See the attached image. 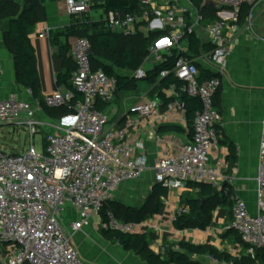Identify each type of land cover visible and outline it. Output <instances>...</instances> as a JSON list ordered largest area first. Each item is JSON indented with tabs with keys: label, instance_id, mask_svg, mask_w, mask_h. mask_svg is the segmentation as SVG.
Wrapping results in <instances>:
<instances>
[{
	"label": "built area",
	"instance_id": "built-area-1",
	"mask_svg": "<svg viewBox=\"0 0 264 264\" xmlns=\"http://www.w3.org/2000/svg\"><path fill=\"white\" fill-rule=\"evenodd\" d=\"M138 2L140 8L133 12H108L105 30L124 36L162 32L164 35L150 47V53L159 64L165 61V54L170 55L176 49L173 72L181 82L171 84L176 99L168 108L184 112L182 95L198 97L202 104L193 123V140L158 157L152 167L155 181L168 190H180L188 183L208 184L221 190L227 180L224 172L227 163L224 158L211 159L222 136V114L215 98L233 49L230 32L244 27L251 37L264 41L254 28V11L257 7L264 11V0H203L190 18V9L180 0ZM209 3L228 9L229 17L218 13L220 19L207 25L211 49L197 57L189 54L183 40L196 32L205 19L203 7ZM91 4L92 0H65V10L70 15H83L90 11ZM244 6L251 9L245 23L240 25ZM51 33L52 28L44 24L39 36L49 38ZM90 48V41L83 37L76 39L71 50L76 63L72 84L83 94V100L72 103L73 92L59 89L44 98L47 107H67L71 111L66 117L70 118L68 122L40 119L41 106L36 99H22L16 92L0 96V126H26L30 134L29 146L24 151L7 153L0 146V264H87L72 236L85 230L91 219L100 214L104 203L115 199L122 183L139 179L149 168L144 140L135 143L128 140L129 127L136 120L128 117L126 127L115 128L109 126L108 114L98 108L99 101L107 105L114 101L118 83L115 76L93 70ZM199 58L212 65L214 77L199 80ZM168 73L161 72V77ZM2 74L0 58V77ZM145 75L142 69L136 72L137 78ZM26 92L33 97L31 89ZM161 105V98L155 95L151 101L133 106L131 112L139 117L155 116ZM38 133H44L39 149L35 141ZM262 138L257 211L251 212L243 198L234 196L233 221L220 230L223 233L234 229L248 247L244 250L240 243L226 241L219 250L231 259L209 255L206 256L209 264H235L243 255L255 259L258 252L264 254V116ZM71 209L77 217L67 221ZM188 212V205L180 206L172 221ZM146 225V221H120L108 212L102 228L133 234L143 232Z\"/></svg>",
	"mask_w": 264,
	"mask_h": 264
},
{
	"label": "crops",
	"instance_id": "crops-1",
	"mask_svg": "<svg viewBox=\"0 0 264 264\" xmlns=\"http://www.w3.org/2000/svg\"><path fill=\"white\" fill-rule=\"evenodd\" d=\"M16 1L23 2L22 0ZM40 1L39 17L33 28H31L29 38L36 50V64L40 77L41 93L46 97L58 89L65 91L64 87H57L56 77L57 74L65 71L60 47L67 43H70L72 47L75 42L73 37L67 36L72 31L73 26L83 22L98 23L99 28L103 29L108 12L104 9L92 8V2L89 12L83 15H70L65 10V0ZM180 2L190 9L191 12L188 18L195 16L196 10L200 7L192 0H180ZM209 5L217 9L216 15L219 19L220 15L218 13H221L223 17H229L230 11L228 9H220L211 3ZM120 12L124 13L121 10ZM256 14L254 28L259 35L264 37L263 9L259 8ZM6 22L7 19H0V58L3 70L0 77V96L7 97L10 93L16 92L20 98L32 100L34 96L30 97L26 92L27 89L21 87L16 80L15 55L3 33L7 25ZM213 22L207 21L205 16V19L196 28L194 35L200 41V46L196 47L197 49L193 47L190 36L183 40V44L189 49V54L200 57L202 52L211 49L207 35V25ZM44 24L52 28L49 38L39 36ZM141 33L147 35L149 32ZM230 34L233 40V49L228 57L226 73L219 88V97L217 95L215 98V105L222 114V136L218 149L213 150L211 154V159L215 161L224 158L227 163L224 169L227 180L223 182V186L231 185L234 188L235 196L243 198L247 202L250 211L256 212L261 126L264 116V41L251 37L244 27H241L237 32H230ZM70 54L72 55V51H70ZM156 65H158V62L149 52L140 67L146 75L138 79H144L147 73L153 70ZM197 66L199 73L204 70L214 74L212 65L202 58L198 59ZM137 71L126 69L119 72L136 77ZM156 85L149 80H141L137 89L121 92L115 97L114 101L104 108L109 117V126L123 128L126 127L128 117L135 119V125L129 127L128 140L135 143L139 139H143L145 142L144 153L149 168L139 179L122 183L115 194V199L127 206L138 207L152 193L156 185L155 173L152 167L158 157L175 149L178 144L193 140V136L190 135L186 111L183 112L179 108L174 110L168 108V104L176 99L171 85L162 84L155 89ZM153 90L154 92L151 93ZM155 95H158L162 100V105L155 112V116L139 117L136 113L131 112L133 106L141 102H149ZM39 104L41 106V110L38 112L40 119L58 123L70 120V118H66L70 114L59 118L52 117L43 109L40 102ZM230 142L236 146L237 150V161L231 169L228 164L229 149L227 146ZM199 192V188H192L189 184L180 190H168V195L162 197V210L146 220V222L155 220L156 226L153 224V229L151 228L153 234H155L153 237L165 241L174 240L173 238L177 239L178 237V242L185 240L195 244L208 243L218 249L222 248L227 240L220 239L214 233V227L220 225L222 230L223 227L227 226L229 210L226 207H218L213 212V223L207 230L195 228L177 231L172 226V218L182 206L180 202L182 194L197 195ZM98 216L101 215L98 214L95 218ZM76 217L71 209L66 220L70 221ZM92 229H96L93 222L87 228L85 227L86 232H90ZM146 230L147 228L144 231ZM154 230L158 232L156 233ZM159 231L161 232L159 233ZM173 247L177 248L178 245ZM151 249L153 250L152 247Z\"/></svg>",
	"mask_w": 264,
	"mask_h": 264
},
{
	"label": "trees",
	"instance_id": "trees-1",
	"mask_svg": "<svg viewBox=\"0 0 264 264\" xmlns=\"http://www.w3.org/2000/svg\"><path fill=\"white\" fill-rule=\"evenodd\" d=\"M22 3L16 0H0V19H7L6 27L3 30L4 37L9 44L10 49L15 55L16 80L24 89H31L34 99H37L43 109L52 117L59 118L71 111L67 107L50 108L44 104L45 96L41 93L40 77L36 64V50L29 38L31 28L35 25L39 17L40 0H22ZM197 6H201L203 0H192ZM92 8L104 9L109 11H123L130 13L140 8L138 0H92ZM250 7L244 6L241 9L239 24L243 25L249 16ZM204 16L207 21L216 22L219 18L216 15L217 9L207 4L203 7ZM213 22V23H214ZM102 27V26H101ZM63 35V34H61ZM162 32L138 33L131 36H124L119 33L100 29L98 23H77L72 31L67 35L78 38H87L90 41L93 53L90 54V61L93 70H103L109 76H115L118 83L116 97L121 92L135 90L141 80H149L157 84L155 89L162 85L177 84L180 81L173 72V67L177 59V50L172 49L170 55H165V61L156 65L153 70L147 73L144 79H138L135 76L121 74V70L137 71L140 69L144 59L149 55L150 47L159 39ZM194 48L200 46L199 39L192 34L190 36ZM71 44L67 43L60 47L65 71L57 74L56 85L58 88L64 87L65 91H72L74 97L72 103L77 100H83V94L78 92L72 84V76L76 71V63L70 54ZM196 48V49H197ZM169 71L165 77H161V72ZM215 75L201 70L199 80L204 81ZM161 77V78H160ZM60 90V89H59ZM151 91V93H153ZM220 94V91L218 90ZM217 93L218 97L219 94ZM216 95V96H217ZM181 101L184 104L186 116L189 123L190 135L193 136V123L196 113L201 110L202 104L198 97L182 95ZM107 104L98 102V108L104 110ZM229 149L228 164L231 169L237 161V150L233 143L227 144ZM192 188H199L197 195L190 193L182 194L180 198L181 205H188L189 212L177 215L173 220L172 226L177 231L186 229L207 230L213 223V212L218 207H226L229 210L228 226L233 221L232 205L235 196L234 188L227 184L221 190L208 184L188 183ZM168 195V189L161 183H156L152 193L146 198L140 207L127 206L122 202L113 199L103 204L100 215L102 223L108 220V212L114 217L124 222L143 223L150 217L158 214L163 207L162 197ZM201 198H204L202 203ZM103 235L112 244H119L124 249L134 252L146 264H205L198 257L216 256L219 258L231 259V256L221 252L218 248L208 244H195L189 241L181 240L178 247H165L164 252H154L150 246V239L153 235L145 232L141 233H120L117 231L104 229ZM223 240L231 243H240L242 248L247 249L241 236L232 228L221 234ZM235 264H264V254L258 252L255 259L243 255L241 259L236 260Z\"/></svg>",
	"mask_w": 264,
	"mask_h": 264
},
{
	"label": "rangeland",
	"instance_id": "rangeland-1",
	"mask_svg": "<svg viewBox=\"0 0 264 264\" xmlns=\"http://www.w3.org/2000/svg\"><path fill=\"white\" fill-rule=\"evenodd\" d=\"M259 7H257L254 11V19H256V13L258 12ZM263 120V119H262ZM262 127V126H261ZM44 138V133H38L35 137L36 147L39 149V144L42 142ZM30 143V134L29 130L26 126H21L20 128L14 127L13 125H2L0 126V146L4 148L7 153H16L20 151H24L28 148ZM263 143L262 138V129H261V138H260V146ZM260 155V150H259ZM260 163V162H259ZM147 198V197H146ZM145 198V200H146ZM138 206L140 207L144 202ZM93 222V226L96 229L90 230V232L80 231L75 233L72 236V240L74 244L78 247L81 256L84 258L87 264H146L144 261L140 259L134 252L124 249L119 244H112L108 241V239L103 235L102 230V217L95 216L91 219L90 224ZM89 224V225H90ZM146 231H143L147 234H153V227L156 223L155 220L147 221ZM154 224V225H153ZM87 225V226H89ZM86 226V228H87ZM156 226V225H155ZM152 228V229H151ZM219 230V231H217ZM221 228L220 225H216L214 227V233L218 235L220 239L221 237ZM156 233L157 230H154ZM161 231H159L160 233ZM158 236L160 234H157ZM174 240H157L155 237H151L150 245L153 248L154 252L158 253L162 251L166 246H176L178 243V237L173 238ZM176 239V240H175ZM229 242V241H228ZM6 245H2V248L5 249ZM244 250H246L244 248ZM205 264H209L206 258L198 257Z\"/></svg>",
	"mask_w": 264,
	"mask_h": 264
},
{
	"label": "water",
	"instance_id": "water-1",
	"mask_svg": "<svg viewBox=\"0 0 264 264\" xmlns=\"http://www.w3.org/2000/svg\"><path fill=\"white\" fill-rule=\"evenodd\" d=\"M89 53H90V54L93 53V49H92V48H90ZM201 201H202V203H203V202H204V198H201Z\"/></svg>",
	"mask_w": 264,
	"mask_h": 264
}]
</instances>
